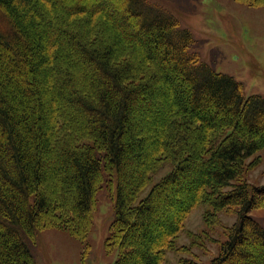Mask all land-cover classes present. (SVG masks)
Returning a JSON list of instances; mask_svg holds the SVG:
<instances>
[{
	"label": "trees",
	"instance_id": "trees-1",
	"mask_svg": "<svg viewBox=\"0 0 264 264\" xmlns=\"http://www.w3.org/2000/svg\"><path fill=\"white\" fill-rule=\"evenodd\" d=\"M193 42L148 0H0V264H35L40 229L84 242L111 176L113 264H160L200 204L209 219L238 215L208 264H264V228L248 214L264 207V183L245 179L264 147V97H243ZM151 224L162 232L147 242Z\"/></svg>",
	"mask_w": 264,
	"mask_h": 264
},
{
	"label": "rangeland",
	"instance_id": "rangeland-1",
	"mask_svg": "<svg viewBox=\"0 0 264 264\" xmlns=\"http://www.w3.org/2000/svg\"><path fill=\"white\" fill-rule=\"evenodd\" d=\"M148 2L176 16L180 27L187 29L194 39L191 49L198 52L200 61L241 82L243 97L253 94L264 97V5L249 6L236 0ZM60 103L59 101L56 107L61 106ZM157 109L160 110V107ZM140 125L143 129L146 128L144 132H147L144 143L153 145L157 140L155 128L147 127L144 122ZM246 164L245 179L254 185L263 184L264 147L248 157ZM169 169L170 166L166 165L159 170L152 183ZM149 187L150 185L143 195ZM53 190L57 191V187L53 186ZM115 198L116 179L111 176L109 182L96 194L92 227L84 242L74 238L64 229L38 230L34 243L30 244L35 264H113L119 255L118 249H107L105 242L115 214ZM179 200L170 205L164 203L166 215L170 210L179 209L186 198ZM208 207L206 204H200L190 210L175 239V249L167 251L160 264H180L181 259L208 264L211 258L218 254L220 244L227 237L228 227L237 220L238 215L220 211L209 219L207 213L211 209ZM248 214L264 228V207L253 209ZM167 221L170 224L169 219L166 223ZM161 232L151 224L147 242L151 239L159 240ZM85 242L88 243L87 248Z\"/></svg>",
	"mask_w": 264,
	"mask_h": 264
},
{
	"label": "bare ground",
	"instance_id": "bare-ground-1",
	"mask_svg": "<svg viewBox=\"0 0 264 264\" xmlns=\"http://www.w3.org/2000/svg\"><path fill=\"white\" fill-rule=\"evenodd\" d=\"M104 22V21H103ZM101 23V22H100Z\"/></svg>",
	"mask_w": 264,
	"mask_h": 264
}]
</instances>
